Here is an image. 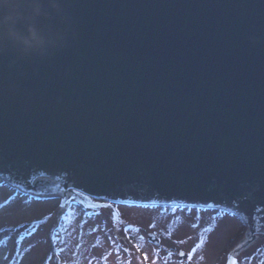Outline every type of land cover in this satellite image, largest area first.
Listing matches in <instances>:
<instances>
[{
    "label": "water",
    "instance_id": "1",
    "mask_svg": "<svg viewBox=\"0 0 264 264\" xmlns=\"http://www.w3.org/2000/svg\"><path fill=\"white\" fill-rule=\"evenodd\" d=\"M62 2L47 54L0 48V178L264 236V0Z\"/></svg>",
    "mask_w": 264,
    "mask_h": 264
},
{
    "label": "rangeland",
    "instance_id": "2",
    "mask_svg": "<svg viewBox=\"0 0 264 264\" xmlns=\"http://www.w3.org/2000/svg\"><path fill=\"white\" fill-rule=\"evenodd\" d=\"M44 196L0 180V264H264V236L241 248L246 225L224 213L165 211L61 192ZM148 233L162 249L148 243ZM202 237L205 243L192 253Z\"/></svg>",
    "mask_w": 264,
    "mask_h": 264
},
{
    "label": "clouds",
    "instance_id": "3",
    "mask_svg": "<svg viewBox=\"0 0 264 264\" xmlns=\"http://www.w3.org/2000/svg\"><path fill=\"white\" fill-rule=\"evenodd\" d=\"M63 12L62 0H0V48L47 54L63 40L53 24Z\"/></svg>",
    "mask_w": 264,
    "mask_h": 264
},
{
    "label": "flooded vegetation",
    "instance_id": "4",
    "mask_svg": "<svg viewBox=\"0 0 264 264\" xmlns=\"http://www.w3.org/2000/svg\"><path fill=\"white\" fill-rule=\"evenodd\" d=\"M3 183V182H2ZM68 194H74V195H76L77 197H80V198H82L83 196V194L82 193H79V192H77V191H68L66 194H64V193H62V196H67ZM85 197H88V196H86V195H84ZM88 198H90V199H94V198H91V197H88ZM148 207H150V206H148ZM156 207H159L160 209H162V210H165V211H176V210H191V211H195V212H199V211H203V210H208V209H205V208H197V207H167V206H165V207H162V206H151V208H156ZM209 210H214L216 213H218V214H222V213H224V214H227V215H230V216H232V217H235V218H238L237 216H235V215H233V214H231V213H229V212H227V211H225V210H222V209H209ZM246 230H247V227H246ZM247 232H248V230L246 231V236H247ZM149 234L150 233H148V235H147V240H148V243H151L152 244V246H153V248L154 249H157L158 247H160L161 246V244H160V241L158 240V243H153V242H151L150 240H149V238H148V236H149ZM257 236H259V237H263V235H257ZM158 239V238H157ZM248 240V238L245 240V241H247ZM244 241V242H245ZM243 242V243H244ZM243 243H242V245H243ZM251 244V243H250ZM241 247V246H240ZM163 248V246H161L160 247V249H162ZM181 250H179V252H180ZM181 261V260H180ZM187 261V259H185V260H182L181 262L182 263H185Z\"/></svg>",
    "mask_w": 264,
    "mask_h": 264
},
{
    "label": "snow or ice",
    "instance_id": "5",
    "mask_svg": "<svg viewBox=\"0 0 264 264\" xmlns=\"http://www.w3.org/2000/svg\"><path fill=\"white\" fill-rule=\"evenodd\" d=\"M0 207H2V206H0ZM102 207L111 209L112 208V204H104V205H102ZM208 231H211V229H208ZM204 243H205V241H204V239L202 237L201 240H200V243L197 244L196 247L192 249V253H195L196 250H197V248H200ZM136 247H137V249H139V245H137ZM117 251H118V249H117ZM192 253H189L188 254V259L189 260L192 259ZM169 255H171V253H169ZM180 255L181 256H184V253L181 252ZM145 259H147V256L146 255H145ZM230 264H235V261L234 260L233 261H230Z\"/></svg>",
    "mask_w": 264,
    "mask_h": 264
},
{
    "label": "trees",
    "instance_id": "6",
    "mask_svg": "<svg viewBox=\"0 0 264 264\" xmlns=\"http://www.w3.org/2000/svg\"><path fill=\"white\" fill-rule=\"evenodd\" d=\"M14 189H15V188H14ZM15 190L20 191V190H18V189H15Z\"/></svg>",
    "mask_w": 264,
    "mask_h": 264
}]
</instances>
